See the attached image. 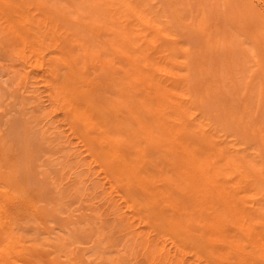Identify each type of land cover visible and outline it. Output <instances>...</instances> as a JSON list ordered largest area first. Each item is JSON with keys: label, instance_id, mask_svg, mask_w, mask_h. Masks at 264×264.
<instances>
[{"label": "bare ground", "instance_id": "1", "mask_svg": "<svg viewBox=\"0 0 264 264\" xmlns=\"http://www.w3.org/2000/svg\"><path fill=\"white\" fill-rule=\"evenodd\" d=\"M0 51V264H264V0H0Z\"/></svg>", "mask_w": 264, "mask_h": 264}, {"label": "rangeland", "instance_id": "2", "mask_svg": "<svg viewBox=\"0 0 264 264\" xmlns=\"http://www.w3.org/2000/svg\"><path fill=\"white\" fill-rule=\"evenodd\" d=\"M0 74L2 76V78L0 77V79H2V81H0V102H1V98H4L2 99V101L6 100L8 96L7 92L14 87L16 82L15 75H13L12 72L8 71L6 60L1 51H0Z\"/></svg>", "mask_w": 264, "mask_h": 264}]
</instances>
